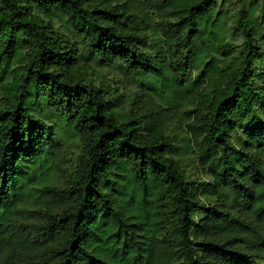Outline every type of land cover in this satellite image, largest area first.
<instances>
[{
    "label": "trees",
    "instance_id": "trees-1",
    "mask_svg": "<svg viewBox=\"0 0 264 264\" xmlns=\"http://www.w3.org/2000/svg\"><path fill=\"white\" fill-rule=\"evenodd\" d=\"M263 259L264 0H0V264Z\"/></svg>",
    "mask_w": 264,
    "mask_h": 264
},
{
    "label": "rangeland",
    "instance_id": "rangeland-1",
    "mask_svg": "<svg viewBox=\"0 0 264 264\" xmlns=\"http://www.w3.org/2000/svg\"><path fill=\"white\" fill-rule=\"evenodd\" d=\"M98 84L102 85H108L110 87V92L113 93L115 88L118 87V76L114 71H104L100 70L98 75ZM79 149H75L73 147H68L65 149L64 153L62 154V164H63V170L65 173V178H69L70 174L75 171L77 167V161H78V152ZM202 180H208L209 178L206 176L201 177ZM264 263V259H263Z\"/></svg>",
    "mask_w": 264,
    "mask_h": 264
}]
</instances>
